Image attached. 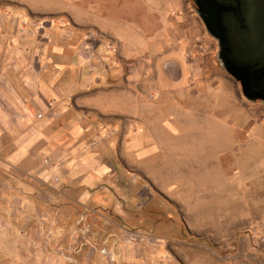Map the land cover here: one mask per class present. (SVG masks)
<instances>
[{"label": "rangeland", "instance_id": "1", "mask_svg": "<svg viewBox=\"0 0 264 264\" xmlns=\"http://www.w3.org/2000/svg\"><path fill=\"white\" fill-rule=\"evenodd\" d=\"M47 1L0 0V264H264V102L226 71L194 0L137 58L134 114H59L25 82L58 16V0L33 9Z\"/></svg>", "mask_w": 264, "mask_h": 264}, {"label": "crops", "instance_id": "2", "mask_svg": "<svg viewBox=\"0 0 264 264\" xmlns=\"http://www.w3.org/2000/svg\"><path fill=\"white\" fill-rule=\"evenodd\" d=\"M57 17H43L41 33L48 34L41 44L26 52V66L34 59L37 70L26 68L25 82L36 84V93L53 101L59 114L71 105L78 109L105 114H134L144 105L143 91L134 92L131 83L140 82L142 71L137 58L147 48L160 49L155 32L163 20L170 18L175 0H58ZM53 1L35 10L54 12ZM41 8V9H39ZM58 18L61 20L56 21ZM34 33V32H33ZM96 34L92 38L90 34ZM160 34V33H159ZM34 44L33 36H30ZM15 73L20 72L15 61ZM23 63V61L21 62ZM69 100V102L67 101ZM84 111V110H83ZM29 106L17 116L25 125L32 119ZM78 117L69 122L73 132L79 127ZM165 124L175 130L170 121ZM34 132L39 131L38 126ZM103 169L98 170L102 172Z\"/></svg>", "mask_w": 264, "mask_h": 264}, {"label": "flooded vegetation", "instance_id": "3", "mask_svg": "<svg viewBox=\"0 0 264 264\" xmlns=\"http://www.w3.org/2000/svg\"><path fill=\"white\" fill-rule=\"evenodd\" d=\"M198 9L207 12L208 7L218 8L223 26L214 30L219 37V45L223 54L233 56L239 65H248L251 71L264 67V1L263 0H194ZM208 25L212 27L207 16ZM231 47L232 53L226 52ZM250 50L249 57H244ZM264 88V74L256 78L254 74L249 80L248 93Z\"/></svg>", "mask_w": 264, "mask_h": 264}, {"label": "water", "instance_id": "4", "mask_svg": "<svg viewBox=\"0 0 264 264\" xmlns=\"http://www.w3.org/2000/svg\"><path fill=\"white\" fill-rule=\"evenodd\" d=\"M199 12H200L199 14L201 18L205 22L207 30L211 34H213L215 37H217V39L219 40V37L217 36V34L214 33V30H220V28H222L223 26L222 17H221V14L219 13L218 8L210 6L208 7L207 12H206L207 13L206 15L208 19L210 20V23L212 27H214V29H210L208 22H207V18L205 17L204 13L202 11H199ZM232 51L233 50L231 47L226 48V52L232 53ZM249 53H250V50L245 51L244 57L246 59L249 57L248 56ZM219 57L226 71L229 72L236 79V81L239 82L242 93L249 99H260L264 102V88L259 91L253 92V93L247 92L249 88V80L251 78V75L254 74L256 78H260L264 74V67L251 71V68L248 65L237 64L233 56H231V58L225 56L222 50H220L219 52Z\"/></svg>", "mask_w": 264, "mask_h": 264}]
</instances>
